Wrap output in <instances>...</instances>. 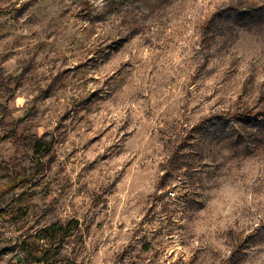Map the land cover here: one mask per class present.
Wrapping results in <instances>:
<instances>
[{"label":"rangeland","instance_id":"rangeland-1","mask_svg":"<svg viewBox=\"0 0 264 264\" xmlns=\"http://www.w3.org/2000/svg\"><path fill=\"white\" fill-rule=\"evenodd\" d=\"M229 2L0 0V264L55 223L61 264H264V121L222 117L264 110V22Z\"/></svg>","mask_w":264,"mask_h":264},{"label":"trees","instance_id":"trees-1","mask_svg":"<svg viewBox=\"0 0 264 264\" xmlns=\"http://www.w3.org/2000/svg\"><path fill=\"white\" fill-rule=\"evenodd\" d=\"M228 7L235 13L236 16L234 18L240 25L247 26L264 22V2L258 4L257 0H230ZM222 117L232 123H236L237 119H258L264 121V110L245 108L240 112H234ZM32 144V148L36 153L43 155V153L50 150L49 147L47 148L48 143L42 139L36 140ZM72 225L73 223L50 224L36 232V234L29 236L32 242H28L26 239L19 242L21 252L25 253L24 257L18 255L19 264H61L62 261L57 258V255L63 244L72 235ZM6 251L0 250V258Z\"/></svg>","mask_w":264,"mask_h":264},{"label":"built area","instance_id":"built-area-1","mask_svg":"<svg viewBox=\"0 0 264 264\" xmlns=\"http://www.w3.org/2000/svg\"><path fill=\"white\" fill-rule=\"evenodd\" d=\"M170 194L173 195V196L175 195V193H170Z\"/></svg>","mask_w":264,"mask_h":264}]
</instances>
